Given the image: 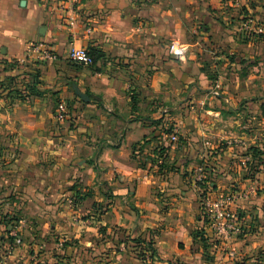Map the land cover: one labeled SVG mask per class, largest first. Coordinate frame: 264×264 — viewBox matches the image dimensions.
<instances>
[{"label": "crops", "instance_id": "1", "mask_svg": "<svg viewBox=\"0 0 264 264\" xmlns=\"http://www.w3.org/2000/svg\"><path fill=\"white\" fill-rule=\"evenodd\" d=\"M249 1L79 0L77 23L69 28L58 0H0V216L20 211L25 222L11 256L0 223V264H264L262 195L237 203L245 226L259 223L262 232L251 245L243 242L249 240L244 229L243 241L229 242L234 263L220 245L209 242L205 250L191 235L203 226L205 187L193 182L196 167L213 168L206 171L213 193L264 182L246 178L258 131H195L189 108L195 104L199 112L221 88L209 72L228 65L231 34L259 35L243 31V22L264 35V19L252 15L259 9ZM240 6L250 20L240 22L242 13L231 19L228 7ZM39 42L55 60L32 58L28 45ZM171 42L187 47L185 60L169 53ZM72 46L83 47L93 64L71 62ZM251 48H236L242 66L236 99H217L257 113L264 103L263 64ZM60 103L67 105L63 120L55 117ZM230 138L236 144L228 146ZM161 155L165 161L155 166ZM12 196L24 203L3 213ZM147 240L154 261L133 251Z\"/></svg>", "mask_w": 264, "mask_h": 264}, {"label": "rangeland", "instance_id": "2", "mask_svg": "<svg viewBox=\"0 0 264 264\" xmlns=\"http://www.w3.org/2000/svg\"><path fill=\"white\" fill-rule=\"evenodd\" d=\"M252 1L253 2L249 1L246 4L248 6H249V3L254 4L259 9L257 12L253 13L252 15H254V17H255V15H257L259 18L264 19V0H252ZM228 10H230L228 12L230 13V17L232 20H235L236 14H238V16H240V13H242L244 16L247 15V13L249 14V12L246 10H245L246 12L243 13V11L241 10V6L236 11L233 10L232 7H228ZM237 18L239 19V17H237ZM250 19L251 18L245 16V19L243 18L242 20H240V22L243 20L245 21V20H250ZM245 22H243V23H245ZM226 27L229 28V26H226ZM250 33H252V32H249V34ZM261 35H263V34H259V35L250 34L249 39H242L241 37H238L235 34H231L232 38H231L230 43L232 45L228 46V49L230 48L232 50V53L226 57L228 65L225 68L222 67L224 70H222L221 73H218L216 70L211 71V73L209 72V74L211 76L216 77V79H215L216 81H222L223 82V84H222L221 88L219 89L217 95L212 96L210 94V96L213 97V100H211V101L206 100L205 104H203L201 109H199V112H198L197 106L195 104L190 105V107H189V108H191V110L193 109L192 116L194 118L191 119V122L193 125H195V131H196V129H197V131H232L234 133L237 132V134H240L241 132H244V131H258L259 136H257L256 139H254V145H256L258 147H262V149L264 150V103L262 102L259 104L257 113H255V112L252 113L251 109L249 108L250 105H248V104H240L238 101L234 103V102H231V100L228 101V103L227 102L224 103L223 100H220L222 98H225L226 100H228V98L230 96H233L235 98V96L237 95L236 94L237 88L235 87V85L237 83L236 79L239 78V76H240L239 70H241L240 67H242L241 62L239 61L241 58V52L238 51L237 49H239L241 44H246V45L249 44L250 46H252L251 51H253V53L255 54L256 60L259 59V61H257V63L259 62L260 64H263L258 69V71H259L258 75H261V80H260L261 83L260 84H264V37H263L264 35L263 36H261ZM254 39H256L257 41ZM243 42H245V43H243ZM236 45L238 47H236ZM237 58L239 60H237ZM207 66H208V63H207ZM222 66H224V64ZM245 71L250 74L251 70L247 69V67H245ZM253 73H255V71H253ZM218 95H220V99H217ZM219 100H220V103H217V102H219ZM203 110L204 111L206 110V112H204ZM214 112H216L217 114H215ZM247 134L250 135L252 133H247ZM230 141H232V142L229 143L228 146H231V144H236L235 139L230 138V139H228L227 142H230ZM224 147H226V144H224ZM253 147L254 146L252 145L251 148H253ZM260 162H261L260 165L262 167H260L261 169L259 170L258 173H256L254 175V177H259V178H262L264 180V155H262L260 157ZM197 164H199V162L195 163L194 165H197ZM249 164L250 163H247L246 165L249 167V166H251ZM234 169L235 168L233 166L229 172H230V174H233V176L235 177L234 173L236 171ZM236 175H237V173H236ZM226 189H229V191H233V190H237V187L236 186L235 187H227ZM255 189H256V191L252 194V196L260 197L262 195V197L264 198V182L260 186H257ZM224 192H227V191H224ZM14 197L15 196L9 197V200L7 202H5V205H6V203L8 205L6 207L4 205V207L2 208L3 213L4 212L6 213L7 211L17 210L15 208V206L12 205L13 203L18 202L17 204H20V205H21V203H24V198L16 200ZM262 201H264V200H262ZM262 205H264V202H262ZM18 212H20V211H18ZM18 212L17 213L12 212L14 214L11 217V220L13 218L14 219L13 222H15V223L23 222V224L25 226V222L21 219L20 216H17ZM263 213H264V211H263ZM257 215H259V214H257ZM9 216H11V215L7 214V215L0 216V223L6 226V232L5 231L4 232L6 233V237L8 240H9L8 230H9V227L12 226L11 224L13 223V222L10 223L11 220H10ZM250 216L251 217L253 216L252 213ZM242 217H243V215H242ZM3 219H6L7 224L2 222ZM256 221H257V219H256ZM259 225H260L259 223L258 224L247 223V227L244 228V231H245V234L247 235V238H249V240H246V238H245V241H243L244 239L242 236H234L233 239H230L228 242H231V244H232V242L238 243V239H240V240L243 239L242 241L244 242V244H246V245L253 244V242H254L253 240L255 238L259 237L260 233L262 232V229H260ZM24 226H23L22 230H24ZM254 226H256V228ZM19 237H20V234H19ZM206 238L208 239L207 240L208 243L212 242V245L216 244L217 247L219 245H221L220 241H217L212 233H210V234L207 233ZM229 245H230V243H229ZM9 247H10V244H8L6 254H7ZM12 253H13V249H12ZM12 253H11V255H12ZM11 255H7V256H11ZM211 257H212V255L207 254V259H209ZM211 260L212 259H209V261H211ZM233 261L234 260H232L230 262L234 263L235 261L234 262ZM227 263H229V261H227Z\"/></svg>", "mask_w": 264, "mask_h": 264}, {"label": "built area", "instance_id": "3", "mask_svg": "<svg viewBox=\"0 0 264 264\" xmlns=\"http://www.w3.org/2000/svg\"><path fill=\"white\" fill-rule=\"evenodd\" d=\"M78 2L79 0H58L57 8L61 19L69 28H73L77 23L75 9ZM241 28L243 31H254L259 34L263 31V29L250 22L243 23ZM27 49L32 58L38 62H51L56 59L54 51L46 43H31ZM168 51L174 58L183 61L187 54V47L178 42H171L168 46ZM68 59L81 66H91L93 64L92 57L81 46H72L68 53ZM23 61L21 60L20 62ZM66 114L67 105L60 103L57 107L56 119L63 120ZM169 141L173 146L178 143L179 139L175 131L169 136ZM162 158L163 156L157 158L155 166L162 163ZM206 178L205 166L200 165L194 169L193 182L195 184L205 183ZM204 191L200 196V207L206 220V228L213 234L217 241H220V247L225 254L226 261L230 262L235 259L236 252L230 248L228 241L233 239L234 236H239L243 229L247 227L237 212V203L248 199L256 189L254 187H246L229 192L217 193H213L212 190ZM11 225L8 230L10 247L7 255H11L12 249L18 241L19 234L24 226L23 222H13ZM144 259L149 261V255L146 254Z\"/></svg>", "mask_w": 264, "mask_h": 264}, {"label": "trees", "instance_id": "4", "mask_svg": "<svg viewBox=\"0 0 264 264\" xmlns=\"http://www.w3.org/2000/svg\"><path fill=\"white\" fill-rule=\"evenodd\" d=\"M243 36H245V35H243ZM261 36H263V35H261ZM244 39H247V37L244 38ZM248 151L251 154V157L253 158L254 162L251 163V166L247 167L248 168V172L246 174V178L252 179V178H254V175L259 172V170L261 169L260 167H262L260 165V163H261L260 162V157L262 155H264L263 154L264 150L262 149V147L254 146L253 148L250 147L248 149ZM162 156L163 155H161L160 157H162ZM164 161H165V159H164ZM209 168L211 170H213V168L209 164H207V166H205V172L208 170L211 173V170ZM207 180L209 182L205 181V183L202 184L205 187V191L204 192L214 190V188L216 187V186L211 184V183H213V181L210 180V176L207 177ZM79 200H81V198L79 196H75V202H77ZM199 212H200L199 215H200V218H201L200 220L203 223V226L199 230H196L195 232L191 233V235H192L193 240L197 241L200 244V246H202L206 250L207 249V245H208V242H207L208 239L205 237V235H206V232H205L206 220H205V217H204V214H203V211H202L201 207H200ZM10 220H11V218H10ZM13 221H14V219L12 218L10 223L13 222ZM2 222L7 224L6 219H3ZM133 251L136 253V255L140 258L141 261L145 260L144 257H145L146 254L149 255V258H150L151 261H154L156 259L155 250L153 249L152 242H150L149 240H147V241H137L135 246L133 247Z\"/></svg>", "mask_w": 264, "mask_h": 264}, {"label": "water", "instance_id": "5", "mask_svg": "<svg viewBox=\"0 0 264 264\" xmlns=\"http://www.w3.org/2000/svg\"><path fill=\"white\" fill-rule=\"evenodd\" d=\"M78 95H79L80 98H84V99L88 100V98L86 96L81 95V94H78Z\"/></svg>", "mask_w": 264, "mask_h": 264}]
</instances>
